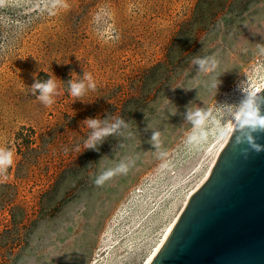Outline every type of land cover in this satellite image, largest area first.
I'll return each instance as SVG.
<instances>
[{"label": "rangeland", "instance_id": "rangeland-1", "mask_svg": "<svg viewBox=\"0 0 264 264\" xmlns=\"http://www.w3.org/2000/svg\"><path fill=\"white\" fill-rule=\"evenodd\" d=\"M263 84L264 0H0V264L143 263Z\"/></svg>", "mask_w": 264, "mask_h": 264}, {"label": "water", "instance_id": "water-1", "mask_svg": "<svg viewBox=\"0 0 264 264\" xmlns=\"http://www.w3.org/2000/svg\"><path fill=\"white\" fill-rule=\"evenodd\" d=\"M253 102L264 115V87ZM264 129H246L242 114L210 172L190 195L146 264H264Z\"/></svg>", "mask_w": 264, "mask_h": 264}, {"label": "clouds", "instance_id": "clouds-1", "mask_svg": "<svg viewBox=\"0 0 264 264\" xmlns=\"http://www.w3.org/2000/svg\"><path fill=\"white\" fill-rule=\"evenodd\" d=\"M199 63L203 64L204 61H199ZM85 80L88 81L87 85L83 81L81 82H72L70 85V94L74 97L83 96L87 89H95V85L92 82V77L90 75H86L84 77ZM35 88L40 89L41 95L39 96V100L44 103L45 105H51L54 103L53 96L56 93L57 84L53 79H49L46 83H36L34 85ZM253 93L248 94V98L245 100L244 104L242 105V121L244 128L246 129H264V115L260 114V109L254 105L253 102ZM196 116L198 119L196 120L197 126L199 127L203 123V116L200 113H197ZM119 123L122 121H118L116 125H113L111 128H101L100 121L97 119H88L86 124L88 127L92 128L94 131L92 133L91 138L86 141L87 147H92L93 142L101 137L104 134H107L113 131L116 127L119 126ZM223 129H219L218 132H222ZM158 136V134H154V139ZM253 136L250 132H245L243 137H238V140H242L244 142L249 143V146L256 150L260 151L262 145L256 144L252 142ZM12 163V154L7 151L0 150V168H6ZM121 171H126L124 166H121ZM106 177H101V180ZM101 182V181H98Z\"/></svg>", "mask_w": 264, "mask_h": 264}, {"label": "bare ground", "instance_id": "bare-ground-1", "mask_svg": "<svg viewBox=\"0 0 264 264\" xmlns=\"http://www.w3.org/2000/svg\"><path fill=\"white\" fill-rule=\"evenodd\" d=\"M263 87H264V84L263 85H261V87L260 88H258V89H251V91H250V93H253V94H255L258 90H262L263 89ZM248 98V97H247ZM244 102L245 101H243L242 103L244 104ZM242 111H243V109H242V107H241V109L239 110V112H238V114H237V116H236V119H235V121H234V124L232 125V128H231V130H230V133H229V135H228V137L226 138V139H224V142L221 144V146H220V148L218 149V151L216 152V155H215V158L213 159V162H212V165L210 166V168L207 170V172H206V174L204 175V177L202 178V180L200 181V183L188 194V196H187V198H186V200H185V203H184V205H183V207L185 206V204H186V202L188 201V199H189V197H190V195L195 191V189L203 182V180L206 178V176L208 175V173L210 172V169H211V167L213 166V164H214V162H215V160H216V158H217V156H218V154H219V152H220V150H221V148L224 146V144L226 143V141H227V139L229 138V136H230V134H231V132H232V130H233V128H234V126H235V123L237 122V120L239 119V117H240V115L242 114ZM211 145H212V143H210L209 145H208V150L209 151H207V152H210V147H211ZM202 161V160H201ZM201 161L199 162V164L201 163ZM199 164H197L195 167H194V169H193V172H195V170L197 169V167L199 166ZM183 207H182V209H183ZM181 209V210H182ZM180 212L181 211H179V213L177 214V216L172 220V222L166 227V229H165V231H164V233H163V235L161 236V238H160V240L156 243V245H155V247L152 249V251L148 254V256L145 258V261L143 262V263H141V264H146L149 260H150V258L154 255V253H155V251L161 246V244L163 243V241L165 240V238H166V236H167V234H168V232H169V230H170V228L173 226V224H174V222L176 221V219H177V217H178V215L180 214ZM97 259L94 261V263H96L97 264Z\"/></svg>", "mask_w": 264, "mask_h": 264}]
</instances>
